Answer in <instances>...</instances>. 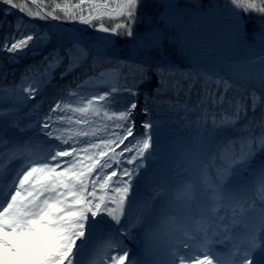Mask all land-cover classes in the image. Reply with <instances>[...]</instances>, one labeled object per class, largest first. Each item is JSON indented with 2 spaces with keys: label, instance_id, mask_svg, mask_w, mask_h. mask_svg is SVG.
Returning a JSON list of instances; mask_svg holds the SVG:
<instances>
[{
  "label": "snow or ice",
  "instance_id": "obj_1",
  "mask_svg": "<svg viewBox=\"0 0 264 264\" xmlns=\"http://www.w3.org/2000/svg\"><path fill=\"white\" fill-rule=\"evenodd\" d=\"M0 8V264H264V0Z\"/></svg>",
  "mask_w": 264,
  "mask_h": 264
},
{
  "label": "trees",
  "instance_id": "obj_2",
  "mask_svg": "<svg viewBox=\"0 0 264 264\" xmlns=\"http://www.w3.org/2000/svg\"><path fill=\"white\" fill-rule=\"evenodd\" d=\"M203 3H207V0H202ZM15 13L12 15V16H9L7 19L8 20H14L15 19ZM3 17V9L0 8V18ZM36 24L40 25L42 28L45 27L44 25V22L42 21H35ZM66 28H72L71 26H66ZM81 30H83L86 34H89V30L86 29V28H81ZM3 33L0 32V35H2ZM124 44V41L122 40L121 41V47L123 46ZM214 54L209 52L207 54V56L203 57V60L205 63H209L210 62V58L213 56ZM167 57L174 60L177 64H179L180 67L182 68H187L189 63H190V60L187 59L186 57L180 55L178 52H176L174 49L172 48H169L168 49V52H167ZM38 59V57L36 58ZM3 60V54H0V61ZM29 61L28 60H25L21 63V65H13V66H7L6 67H9V71H11L12 68H16L17 71H16V75L17 77L19 76L20 74V70H22L23 68V64L25 63H28ZM101 71L103 69H100ZM82 71H87V69H83ZM9 80L12 79L11 75H9L8 77ZM66 83V81H65ZM154 83V81H153ZM147 95V90L146 88H141V96H140V102H141V105H143L144 103V98L145 96ZM57 96V88H56V83L53 82V85L50 86L46 93H45V104H44V107L47 108V101L51 100L52 98L56 97ZM149 104L151 106V101H149ZM251 115V113H250ZM258 115V113H257ZM158 116V119L160 121V130H161V143H171V142H174L175 140L178 139V137H180L182 134L186 135L188 130L185 129L184 127V124L182 123V120H183V114H175V113H171V114H167L165 112H160L158 114H154V119L157 118ZM138 120L140 119H143V116L142 114L141 115H138L137 117ZM159 165V161H156L154 163H152L150 165V169L149 171H154L156 169V167H158ZM130 246L135 248L136 245L135 243L133 242H130ZM147 259H151V257H147Z\"/></svg>",
  "mask_w": 264,
  "mask_h": 264
},
{
  "label": "water",
  "instance_id": "obj_3",
  "mask_svg": "<svg viewBox=\"0 0 264 264\" xmlns=\"http://www.w3.org/2000/svg\"><path fill=\"white\" fill-rule=\"evenodd\" d=\"M67 26H71V27H73L72 25H67ZM75 27H77V28H79V29H81V28H83L84 26H81V25H76Z\"/></svg>",
  "mask_w": 264,
  "mask_h": 264
},
{
  "label": "rangeland",
  "instance_id": "obj_4",
  "mask_svg": "<svg viewBox=\"0 0 264 264\" xmlns=\"http://www.w3.org/2000/svg\"><path fill=\"white\" fill-rule=\"evenodd\" d=\"M150 260V259H149Z\"/></svg>",
  "mask_w": 264,
  "mask_h": 264
}]
</instances>
